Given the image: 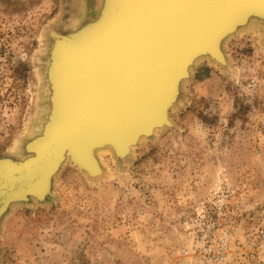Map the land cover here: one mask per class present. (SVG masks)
I'll use <instances>...</instances> for the list:
<instances>
[{
	"label": "rangeland",
	"instance_id": "obj_1",
	"mask_svg": "<svg viewBox=\"0 0 264 264\" xmlns=\"http://www.w3.org/2000/svg\"><path fill=\"white\" fill-rule=\"evenodd\" d=\"M102 3L0 0V159L25 158L48 119L55 34L96 19ZM223 50L227 67L206 58L192 67L172 127L126 160L97 150L99 177L67 161L45 202L12 204L0 219V264H183L202 202L207 223L233 230V257L252 264L245 252L264 228V22Z\"/></svg>",
	"mask_w": 264,
	"mask_h": 264
},
{
	"label": "water",
	"instance_id": "obj_2",
	"mask_svg": "<svg viewBox=\"0 0 264 264\" xmlns=\"http://www.w3.org/2000/svg\"><path fill=\"white\" fill-rule=\"evenodd\" d=\"M252 20L264 22V0H103L96 19L55 36L48 119L25 158L0 159V219L14 203L52 196L65 162L99 177L98 149L109 144L126 160L141 139L172 127L198 55L227 67L222 44Z\"/></svg>",
	"mask_w": 264,
	"mask_h": 264
},
{
	"label": "built area",
	"instance_id": "obj_3",
	"mask_svg": "<svg viewBox=\"0 0 264 264\" xmlns=\"http://www.w3.org/2000/svg\"><path fill=\"white\" fill-rule=\"evenodd\" d=\"M201 204L199 218L192 223L193 245L184 250L187 261L183 264H239V259L232 254L233 230L230 226L218 229L207 223L208 206L204 202ZM245 253L249 263L264 264V228L251 238L249 250Z\"/></svg>",
	"mask_w": 264,
	"mask_h": 264
},
{
	"label": "bare ground",
	"instance_id": "obj_4",
	"mask_svg": "<svg viewBox=\"0 0 264 264\" xmlns=\"http://www.w3.org/2000/svg\"><path fill=\"white\" fill-rule=\"evenodd\" d=\"M247 24H248V23H247ZM247 24H246V25H247ZM241 28H242V27H241ZM241 28L239 27L238 31H239ZM55 36H61V35H59V34H55ZM222 45H223V44H222ZM195 49L198 50L199 47H195ZM199 50H200V49H199ZM201 52H202V51H201ZM205 53H206V52L203 51L200 55H198V56H201V58H199V60H200V59H203V58H206V59H209V58H210L211 61H215V60L211 59L212 57H211L210 55H209V56H208V55H205V56L202 55V54H205ZM208 57H209V58H208ZM215 62L217 63V61H215ZM189 71H190V69H189ZM186 78H187V76H186ZM188 78H189V77H188ZM167 105H168V104H167ZM167 105H166V111H168V109H169V107H170V106H169L168 109H167ZM172 108H173V107H172ZM172 108H171V109H172ZM171 109H170V110H171ZM140 134H142V133H140ZM141 140H142V139H141ZM103 148H109V144L103 146V147L100 148V149H103ZM130 148H131V146H130ZM98 150H99V149H98Z\"/></svg>",
	"mask_w": 264,
	"mask_h": 264
}]
</instances>
